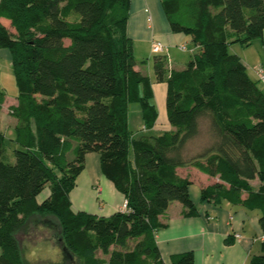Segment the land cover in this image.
<instances>
[{"label":"trees","instance_id":"16d2710c","mask_svg":"<svg viewBox=\"0 0 264 264\" xmlns=\"http://www.w3.org/2000/svg\"><path fill=\"white\" fill-rule=\"evenodd\" d=\"M131 4L2 0L0 49L11 52L19 105L11 109L16 137L0 132V264H25L15 236L35 216L58 220L63 260L56 264H166L157 243L161 217L174 202L186 217L198 213L193 183L178 172L186 167L218 180L202 190L204 202L258 211L264 231V90L230 52L264 40V0H161L171 31L190 37L197 53L183 70L154 57L172 129L138 139L131 106L140 105L147 132L159 112L151 78L136 68ZM5 99L0 87V108ZM203 120L212 145L188 157ZM93 153L125 197L124 210L110 217L72 210L70 194ZM172 264H194L193 254ZM250 264H264V251Z\"/></svg>","mask_w":264,"mask_h":264},{"label":"crops","instance_id":"0c3cea01","mask_svg":"<svg viewBox=\"0 0 264 264\" xmlns=\"http://www.w3.org/2000/svg\"><path fill=\"white\" fill-rule=\"evenodd\" d=\"M2 22L4 25L5 22L10 23L7 20ZM128 35L134 42L137 70L152 80L154 99L159 112V119L153 130L145 131L144 134L169 131L172 127L168 122L166 111L167 84L156 81L154 57L163 56L167 52L171 58L168 63L166 61L168 70H183L175 66L171 56L173 58L176 56L175 60H178L181 48L185 47L183 51H187L186 46L191 38L171 31L161 0H132ZM155 42L165 45L163 53L157 55L153 53ZM253 45L248 48L243 47L238 55L242 58L250 76L260 80L257 70L259 68L264 70V47L259 45L257 55L258 49L249 51ZM138 54L141 58L139 60L142 61L138 60ZM1 55L11 61V52L0 51ZM144 58H147V64L151 65V72L148 74H144L139 67V64L144 63ZM260 87L264 90V81L260 83ZM18 105V93L11 102L6 94L5 102L0 108V132L8 139L16 137L18 121L11 115V109ZM12 146L16 147V144L13 143ZM178 172L181 177L188 178L193 183L190 194L198 213L194 217H186L183 205L174 202L161 217L165 227L157 233V243L166 264H172L174 256L186 253L193 254L194 264H250L253 257L263 254L264 243L259 239L264 231L260 226L258 211L247 210L228 202L221 204H216L214 201L204 202L202 190L217 183V180L193 167L179 169ZM70 197L76 213L86 211L100 217H110L124 210L125 206V197L103 175L101 157L95 153L86 156L85 169L79 175ZM90 209L91 211H88ZM237 235H241V238H237Z\"/></svg>","mask_w":264,"mask_h":264},{"label":"rangeland","instance_id":"374dc122","mask_svg":"<svg viewBox=\"0 0 264 264\" xmlns=\"http://www.w3.org/2000/svg\"><path fill=\"white\" fill-rule=\"evenodd\" d=\"M135 6H136V1H135ZM5 24L9 28L10 32L15 33V29L13 28L11 23L5 22ZM259 45L264 47V41L261 39L256 40L254 42L253 47L249 49V51L253 52L254 50L257 51L258 49L257 51V55H258ZM186 48L187 51H183V50L180 51L178 60H175L176 56L175 58L171 56L172 59H174L173 62L175 66L179 67V69H185L188 63L192 60L193 55L197 53V49L195 48L194 43H192L191 41L189 44H187ZM242 48L243 47L241 45L235 44L231 46L230 52L232 54L238 55L242 52L243 50ZM192 50L194 52H192ZM0 51L2 53L6 51L10 52L9 49H0ZM137 56H138V60L141 59L139 54ZM163 56H166L167 63L171 61L170 55L167 52H165ZM147 63H148L147 58H144V63L139 64V67L142 69L144 74H148L149 72H151V65ZM251 73H253V71H251ZM0 87L3 88V90L7 94L10 102L16 98V94L18 93V88L16 84L15 74L13 71V67L11 65V61H9L8 58H6L4 55L0 56ZM6 114L7 116H9L8 113ZM129 124L131 130L134 132L135 137L137 139L142 137V135L146 133L145 131L147 130L144 127L140 105L135 104L131 106L130 115H129ZM159 133L162 132L155 131L151 134L159 135ZM212 142H213V137L210 134V127L208 125V121L203 120L201 123L200 136L197 137L194 141L190 142L186 147L187 156L195 157L196 155L204 151L205 148L212 145ZM255 186H258L256 182H255ZM49 195H50V189L47 188L46 191L42 194V196L38 199V201L42 202L45 199V197L47 198V196L49 197ZM99 202L101 203L102 201ZM71 204L73 210L72 199H71ZM125 206H126V202H125ZM88 211H91V209ZM73 212L75 211L73 210ZM82 212H86V211H82ZM43 220H47V223L45 224ZM48 222L49 223L52 222V224H48ZM56 225H58V220L52 216L49 217L35 216L31 218L27 228L23 227L16 233L15 236L16 241L20 247L22 258L25 264H56L62 262L63 260L62 244L60 242V237L57 234L59 229L56 230ZM98 255L100 257H103L101 253H99Z\"/></svg>","mask_w":264,"mask_h":264},{"label":"built area","instance_id":"2783aa9c","mask_svg":"<svg viewBox=\"0 0 264 264\" xmlns=\"http://www.w3.org/2000/svg\"><path fill=\"white\" fill-rule=\"evenodd\" d=\"M2 0H0V4H1ZM149 21H151V19H149ZM182 50H185V47L181 48ZM165 51V45L161 42H155L153 44V53L154 54H160L163 53ZM257 74L259 76V79L261 81H264V70L262 68H259L257 70ZM237 238H241V235H237ZM259 241L264 243V234L260 237Z\"/></svg>","mask_w":264,"mask_h":264},{"label":"water","instance_id":"95a60500","mask_svg":"<svg viewBox=\"0 0 264 264\" xmlns=\"http://www.w3.org/2000/svg\"><path fill=\"white\" fill-rule=\"evenodd\" d=\"M62 250H63V248H62Z\"/></svg>","mask_w":264,"mask_h":264}]
</instances>
